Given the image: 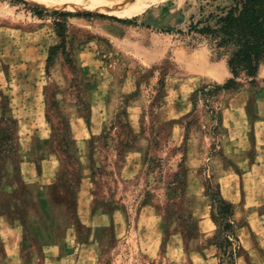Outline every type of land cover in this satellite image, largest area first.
Returning <instances> with one entry per match:
<instances>
[{
	"label": "rangeland",
	"instance_id": "374dc122",
	"mask_svg": "<svg viewBox=\"0 0 264 264\" xmlns=\"http://www.w3.org/2000/svg\"><path fill=\"white\" fill-rule=\"evenodd\" d=\"M142 1L0 0V264H264V63L215 93L231 0Z\"/></svg>",
	"mask_w": 264,
	"mask_h": 264
},
{
	"label": "trees",
	"instance_id": "16d2710c",
	"mask_svg": "<svg viewBox=\"0 0 264 264\" xmlns=\"http://www.w3.org/2000/svg\"><path fill=\"white\" fill-rule=\"evenodd\" d=\"M219 10L220 14H210L207 19L192 22L189 27L191 32L206 40L217 59L226 61L232 74L224 85L213 86L212 90L217 94L238 90L242 76L254 84L264 63V0H231L229 6ZM50 61L51 57H48L47 67ZM215 197L220 205L221 222L213 219L230 248L239 242L234 221L235 205L225 201L219 190ZM234 253L230 251V256L233 257Z\"/></svg>",
	"mask_w": 264,
	"mask_h": 264
},
{
	"label": "crops",
	"instance_id": "0c3cea01",
	"mask_svg": "<svg viewBox=\"0 0 264 264\" xmlns=\"http://www.w3.org/2000/svg\"><path fill=\"white\" fill-rule=\"evenodd\" d=\"M97 128H98V130H99V126H98ZM259 160H260V159H259ZM22 166H23V168H27V167L30 166V165H29V163H26V162L24 161V163L22 164ZM28 168H30V170H31V167H28ZM31 175H32V174H31ZM30 177H33L32 180H34V179L36 178L35 175L30 176ZM84 188H85V186H84Z\"/></svg>",
	"mask_w": 264,
	"mask_h": 264
},
{
	"label": "bare ground",
	"instance_id": "6f19581e",
	"mask_svg": "<svg viewBox=\"0 0 264 264\" xmlns=\"http://www.w3.org/2000/svg\"><path fill=\"white\" fill-rule=\"evenodd\" d=\"M156 1H159V0H144V1H142V4H144V5H149V4H151V3H153V2H156ZM65 3V2H64ZM56 5V4H55Z\"/></svg>",
	"mask_w": 264,
	"mask_h": 264
}]
</instances>
